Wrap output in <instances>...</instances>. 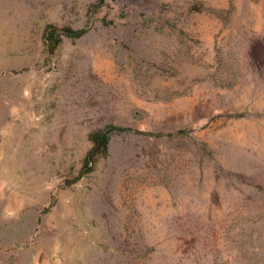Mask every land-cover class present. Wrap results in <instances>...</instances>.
I'll list each match as a JSON object with an SVG mask.
<instances>
[{
    "label": "rangeland",
    "instance_id": "1",
    "mask_svg": "<svg viewBox=\"0 0 264 264\" xmlns=\"http://www.w3.org/2000/svg\"><path fill=\"white\" fill-rule=\"evenodd\" d=\"M0 264H264V0H0Z\"/></svg>",
    "mask_w": 264,
    "mask_h": 264
},
{
    "label": "trees",
    "instance_id": "2",
    "mask_svg": "<svg viewBox=\"0 0 264 264\" xmlns=\"http://www.w3.org/2000/svg\"><path fill=\"white\" fill-rule=\"evenodd\" d=\"M60 30V31H59ZM85 28L79 30H73V28H66L65 30L59 29L55 25H50L47 28L45 41L50 47V51H54L55 48L62 42L64 35L78 36L84 33ZM90 140L92 141V146L89 149L85 157V168L92 170L101 156H105L109 152V144L111 140L110 129L106 128L99 131H94L90 134Z\"/></svg>",
    "mask_w": 264,
    "mask_h": 264
}]
</instances>
